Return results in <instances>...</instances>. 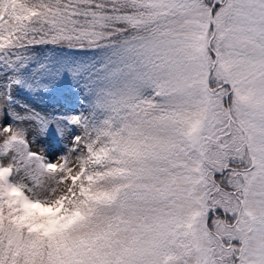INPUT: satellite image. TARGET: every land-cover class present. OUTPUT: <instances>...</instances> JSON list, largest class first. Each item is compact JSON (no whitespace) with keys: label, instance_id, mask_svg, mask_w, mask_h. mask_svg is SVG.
Masks as SVG:
<instances>
[{"label":"snow or ice","instance_id":"snow-or-ice-1","mask_svg":"<svg viewBox=\"0 0 264 264\" xmlns=\"http://www.w3.org/2000/svg\"><path fill=\"white\" fill-rule=\"evenodd\" d=\"M0 264H264V0H0Z\"/></svg>","mask_w":264,"mask_h":264}]
</instances>
